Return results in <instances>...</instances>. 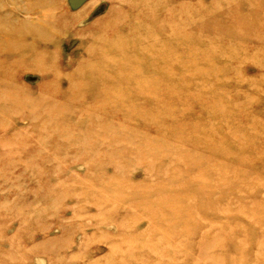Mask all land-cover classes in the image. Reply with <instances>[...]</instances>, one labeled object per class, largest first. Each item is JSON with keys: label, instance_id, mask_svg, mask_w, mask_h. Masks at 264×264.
I'll use <instances>...</instances> for the list:
<instances>
[{"label": "rangeland", "instance_id": "374dc122", "mask_svg": "<svg viewBox=\"0 0 264 264\" xmlns=\"http://www.w3.org/2000/svg\"><path fill=\"white\" fill-rule=\"evenodd\" d=\"M224 1L0 0L1 47L15 44L16 40L13 39L18 34L27 36L23 33V28L24 30L36 28L40 35L20 39L27 41L30 49L17 46L21 50L2 55L6 60L9 59V63L4 68L10 71L5 80L0 78V89L4 87L8 89L7 95L11 94L9 96L11 100L15 98V101H19L17 99L22 96V99L26 100L27 96L35 102L36 100L42 102L43 99V102L47 100L46 102L53 103L55 106L53 109L33 106L30 109L31 114L43 112L56 114L61 111L59 120H63L65 124L70 123L66 126L67 134L65 132L63 134H72L73 138L68 141L69 143H63L55 153L51 140L45 144L38 140L36 133L40 119L32 116L30 112L16 110L9 116L11 122L0 124V264H139L141 262L143 264H204V260L221 261L223 264H264V231H260L259 225L254 220V217L262 216L261 223H264V34H261V30L264 32V28H261V23L264 24V10L261 3L262 7H259V3L254 4L256 8L254 9L252 8L254 5H247L245 0ZM122 2L125 3L124 11L122 6H119ZM146 6L148 8L155 6L153 14L156 27L150 32L155 37L153 43L155 46L152 48L158 54L164 50L165 55L169 54L168 58L172 57L171 59L165 57V61L169 60V64L166 61L168 65L164 60L158 65L161 66V70L165 69V66L172 67V70L166 68L164 73L163 69V75L159 73L161 79L157 75L158 80L153 83L145 82L146 86L143 89L146 90L141 88L142 92L137 89L139 87L136 83L126 85L127 88L130 86V89L125 90L119 81H114L111 85V88H115L114 91L111 90L113 93L104 95L99 91L101 89L99 83L94 87L90 83L94 70L93 63L98 60L96 59V54L99 55L98 46L104 45L102 32L128 43L130 29H123L128 26L126 23L130 25L134 18H128L127 13L130 12L131 7L137 9ZM236 12L239 14L246 12L237 16L238 21L244 20L245 17L247 19L257 16L255 21L251 18L246 22L258 29V32L261 31L260 34L253 35L247 30H235L232 22L236 20L235 18L231 20V17H236L238 14ZM122 15L127 17L123 18ZM258 17L263 21L258 23L259 27ZM168 20L170 24L166 22ZM109 27H113V31L110 30L108 34ZM160 31L165 32L160 34ZM168 36L169 39L162 40ZM179 43H182V46ZM179 45L183 48L180 49ZM190 45L196 46L195 50L193 47L189 48ZM185 48L190 50V53L188 50L185 53ZM174 49L177 52L173 51ZM35 50L38 54L36 56ZM92 51L95 57L91 62L87 57ZM197 51L202 52L197 54ZM191 52L195 54L194 59L190 57ZM233 52L236 55L232 54ZM177 54L180 57H177ZM175 57L176 60H173ZM200 57L206 59L201 60ZM112 63L121 64V59L112 57ZM179 63L182 65L184 63L183 66L187 65L183 67ZM193 64L195 66H192ZM2 68L0 67V71ZM174 68L176 69L173 70ZM109 70L108 73L114 74L130 71L131 68H122L121 71L119 67H113ZM171 71L174 72V76ZM178 71L187 76L182 75L184 81ZM106 72L104 70L98 72L99 79L103 80ZM142 74L145 78L153 77H149L145 72ZM165 77L166 79L168 77L170 82L165 83ZM174 78L177 79L173 80ZM205 79L207 81H204ZM161 80L163 85L159 83ZM162 86L168 88L169 93L166 94L167 90ZM131 88L137 89L133 92L139 91L141 97L132 96ZM15 92L16 94L23 92V94L16 95L19 96L16 98ZM171 93L176 102L171 98ZM162 94L173 102L166 100L161 96ZM152 102L155 104L152 105ZM64 110L65 112H62ZM2 113L0 111V123L6 118L5 113ZM91 121L94 126L100 124L101 126L95 128V132L90 130L93 136H88ZM169 126L171 132L168 131ZM236 127L238 129H235ZM226 134L229 137H224ZM127 136L134 137L140 146L138 151L146 148L150 142L160 145L156 146V150L162 151L160 159L151 160V167L162 169V166L167 165L176 170L182 160L186 161L188 158L190 160V157L196 161L211 160L213 166L218 169L214 173V179L217 180L214 182L217 185L221 186L223 180L226 183L234 177L240 182L232 187L226 184L225 188L232 191L225 192V200L218 207L215 216L211 214L206 219H201L197 231L193 226L188 228L190 232L195 231V236L175 237L169 240V243H163L166 245L159 250L146 249L148 251L139 257V248L151 247L150 241L157 239H154L152 233L156 231L154 222L147 216L141 215L138 210H131L121 202L116 207L126 212L122 213L124 217L134 216L137 226L135 225L133 229H123L122 219L115 218L101 222L100 216H103L101 212L103 210L89 208L83 203L86 194L79 191L84 188L86 191L99 194L101 186L95 184L94 177L103 168L107 173L103 179L112 185L115 184L112 180L115 163H120L129 170L127 175L123 176V179L128 181V187L119 189L123 194L133 193L132 190H137L133 188L138 186L137 184L142 185V182L156 186L160 177L153 174L148 176L145 171L147 164L132 158ZM100 139L105 142L102 143ZM202 140L205 142L203 146ZM230 143L231 154L219 153L218 146L222 147ZM162 148L174 149L178 151L177 155L173 154L170 157L168 151L164 153ZM182 155H186V158ZM41 158H45L46 160H43L48 162ZM54 160L56 162H53ZM163 161L168 163L165 164ZM51 172L52 177L49 174ZM198 173L202 172H194V175L190 172L178 174L182 178H197ZM171 174H175L174 171L163 175L162 178L167 180L172 176ZM149 185L142 186L139 191H148ZM63 187L65 189L62 192ZM52 191L62 194L59 195L62 200L56 201L54 196H51ZM77 194L80 195L75 197ZM115 194L114 197L117 196ZM112 200L101 204L109 202L114 206ZM151 209L152 207L147 208L149 211ZM197 216L193 218L196 219ZM126 232L128 233L124 235ZM145 232L147 234L151 232V236H145ZM204 237L218 249L212 251L213 254L203 257L198 250L186 248L181 251L174 250L172 255L168 245L182 242L196 246L206 240ZM117 244H121L123 255L118 254ZM112 253H114L113 257Z\"/></svg>", "mask_w": 264, "mask_h": 264}, {"label": "bare ground", "instance_id": "6f19581e", "mask_svg": "<svg viewBox=\"0 0 264 264\" xmlns=\"http://www.w3.org/2000/svg\"><path fill=\"white\" fill-rule=\"evenodd\" d=\"M217 1V0H216ZM218 1H220V0H218ZM224 1V0H223ZM177 2V1H176ZM175 2V3H176ZM178 2H179V0H178ZM183 2V1H182ZM182 2H180V3H182ZM225 2V1H224ZM245 2L247 3V5H258V3H259V7L261 6V4H262V6H263V10H264V0H245ZM261 3V4H260ZM124 2H122V3H120L119 4V6H122V11H124ZM166 4V3H165ZM164 4V5H165ZM213 4V3H212ZM255 5L252 7V8H254V9H256L255 8ZM177 6V5H176ZM181 6V5H180ZM185 6V5H184ZM249 6V7H250ZM261 6V7H262ZM154 7L155 6H151V7H149L148 8V6H146V7H140V8H137V9H133V7H131V10H130V12H128L127 13V16H128V18H134L131 22H130V25L128 24V23H126L128 26L127 27H125L124 25V29L123 30H127V29H130V36H129V44L128 43H124L125 42V40H123L122 41V39L120 40V39H118V38H114V36H109V35H107L106 33H103L102 32V34L104 35L103 37H104V45H99L98 46V53H99V55H97L96 54V59H98V60H96L94 63H93V71H92V74H91V79H90V83H91V85L94 87L95 86V84H97V83H99L100 85L99 86H101V89L99 90L102 94H106V95H108V94H110V93H113V91L115 90V88L113 89V88H111V85H112V83L114 82V81H119L120 82V85H121V87H125L124 89L125 90H129L130 89V86L127 88L126 87V85H130V83H136V86L137 87H139V88H137L139 91H141V88L143 89V87L144 86H146V85H144L145 84V82L147 83V82H154L155 80H158V78H157V75H159V73H162V75H163V69L161 70L160 69V67H159V65H158V63L159 62H161L162 63V61L164 60L165 61V57L167 56V55H165V51L163 50V51H161L159 54L158 53H156L155 51H154V49L152 48V46H153V43H154V38L155 37H153L152 36V34H150V32H151V30L153 31V29L156 27L155 26V17H154V14H153V9H154ZM172 7V6H171ZM182 7V6H181ZM181 7H180V9H181ZM166 8H167V6H166ZM170 8V7H169ZM117 8H115V10H116ZM163 10L165 9V7L163 6V8H162ZM161 9V10H162ZM171 9V8H170ZM185 9V8H184ZM250 9V8H249ZM248 9V10H249ZM114 10V11H115ZM151 10H152V12H151ZM166 11V10H165ZM169 11V10H168ZM170 11H172V10H170ZM254 11V10H253ZM253 11H250V12H253ZM163 12V11H162ZM177 12V11H176ZM205 12H207V11H205ZM235 12V11H234ZM247 12V11H246ZM245 12V13H246ZM164 13V12H163ZM163 13H160V15H163ZM167 13V12H166ZM171 13V12H170ZM172 13H173V11H172ZM203 13H204V11H203ZM236 13H238V12H236ZM244 13V14H245ZM165 14V13H164ZM167 14H169V13H167ZM166 14V15H167ZM205 14V13H204ZM207 14L209 15V13L207 12ZM206 14V15H207ZM242 13L240 12V14L238 13L237 15H236V17H231L232 19L231 20H233V18H235V22L233 21H231L232 23H233V28L235 29V30H237V29H242V30H247V31H249V32H251V34H253V35H256L257 33H259V32H261V34L263 33L264 34V32H263V30H261V31H257L255 28H254V26H250V25H248L247 23L250 21L249 19H253V21H255L256 20V18H257V16H253V15H250V16H253V17H251V18H247L246 19V17H245V19L244 20H240V21H238V15H241ZM244 14H242V15H244ZM182 15V14H181ZM246 15H248L249 16V14H246ZM260 15H261V13H260ZM259 15V16H260ZM124 16L125 17H127L126 15H122V17L124 18ZM169 16V15H168ZM173 16V15H172ZM165 17V16H164ZM158 18L160 19V16H158ZM261 18H262V16H261ZM258 19H259V17H258ZM166 20V19H165ZM165 20H163V21H165ZM225 20H226V18H225ZM248 20V22H246ZM262 20L261 19H259L258 20V22H257V25H258V23L259 22H261ZM264 21V20H263ZM262 21V22H263ZM160 22V21H159ZM166 22H169V24H170V21L168 20V21H166ZM176 22H177V20H176ZM162 23V22H161ZM165 23V22H164ZM228 23V22H227ZM175 24V23H174ZM102 25V24H101ZM157 25V24H156ZM162 25H164V24H162ZM162 25H160V27L159 28H161V26ZM182 25H183V23H182ZM264 24H262L261 23V28L263 27L264 28V26H263ZM157 26H159V24L157 25ZM168 26V25H167ZM170 26V25H169ZM256 27V26H255ZM258 27H259V25H258ZM107 28V27H106ZM113 27H109V30H108V34H109V31L111 30V31H113V29H112ZM121 28V27H120ZM163 28V27H162ZM213 28V27H212ZM212 28H211V30H212ZM104 29V28H103ZM116 29V28H115ZM115 29H114V31H115ZM119 29V28H118ZM167 29H168V27H167ZM174 29H176V28H174ZM182 29V28H181ZM217 29V28H216ZM260 29V28H259ZM162 30V29H161ZM166 30V29H165ZM171 30V29H170ZM121 31V30H120ZM175 31V30H174ZM177 31H179L178 29H177ZM182 31V30H181ZM181 31H180V33H181ZM38 31L36 30V28H29V29H27V30H24V28H23V33L24 34H26L27 36H30V37H32V36H34V35H36V34H38L37 33ZM116 32H118V31H116ZM155 32V31H154ZM161 32V31H160ZM163 32H165V31H162L160 34H162ZM172 32V31H171ZM177 33H179V32H177ZM176 33V34H177ZM179 33V34H180ZM248 33V32H247ZM113 34V33H112ZM171 34V33H170ZM179 34H178V36H179ZM182 34V33H181ZM180 34V35H181ZM184 34V33H183ZM186 35H187V33H185ZM260 34V33H259ZM39 35V34H38ZM258 35V34H257ZM27 36H22V35H17L16 36V38L14 37V39L13 40H16V42H15V44H10V46L8 45V47H5V46H0V67H3L2 69H1V71H0V78L1 79H4L5 80V78H7L8 76V73H9V69H7V70H5V68H6V66L5 65H7L8 63H9V59H7L6 60V58H3L2 57V55L5 53V55H7L6 53H8V54H12V53H14V52H16L17 50L19 51V50H21L20 48L22 47V48H28V49H30L31 47H30V45L27 43V41H21V40H23L22 39V37L24 38V37H27ZM40 36V35H39ZM161 36V35H160ZM164 36H166L165 34H164ZM260 36V35H259ZM258 36V37H259ZM172 37H173V34H172ZM176 37V36H175ZM260 37H262V35L260 36ZM164 38V37H163ZM166 38H168L169 39V36L168 37H165L164 39H162V40H165ZM177 38V37H176ZM195 38V37H194ZM21 39V40H20ZM25 39V38H24ZM127 39V40H128ZM167 39V40H168ZM175 39V38H174ZM179 39V38H178ZM186 39H187V37H186ZM172 40V39H171ZM176 40V39H175ZM182 40V39H181ZM179 42H180V39L178 40ZM196 41V40H195ZM190 42V41H189ZM189 42H187V44L189 45ZM194 42V41H193ZM192 42V43H193ZM30 43V42H29ZM98 43H99V41H98ZM156 43V42H155ZM97 44V43H96ZM100 44V43H99ZM103 44V43H102ZM176 44V43H175ZM175 44H173V45H175ZM180 44V43H179ZM182 44V43H181ZM180 44V45H181ZM187 44H186V48H188V46H187ZM190 44H191V42H190ZM197 44V43H196ZM199 44V43H198ZM179 45V48L182 46H180ZM17 46H19V47H17ZM155 46V45H154ZM153 46V47H154ZM195 46V45H194ZM199 46V45H198ZM160 47V46H159ZM166 47H167V45H166ZM165 47V48H166ZM172 47V46H171ZM192 47H193V45H192ZM191 47V45H190V47L189 48H192ZM181 48H183V47H181ZM180 48V49H181ZM185 48V53H186V50H188V49H186ZM195 48H196V46L195 47H193V50H195ZM176 49V48H175ZM173 50V51H175V52H177L176 50ZM200 49V48H199ZM32 50V49H31ZM166 50V49H165ZM177 50H179V49H177ZM184 50V49H183ZM192 50V51H193ZM201 50V49H200ZM96 51V50H95ZM171 51V50H170ZM189 51V52H188ZM187 52L188 53H190V50H188ZM94 51H92L90 54H88V59L92 62V59H93V57H95L94 55H92V54H94L93 53ZM168 52H169V50L167 49V54H168ZM184 52V51H183ZM194 52V51H193ZM202 52V51H201ZM200 52V53H201ZM115 53V54H114ZM179 53H180V51H179ZM182 53V52H181ZM199 52L197 51V54H198ZM199 53V54H200ZM191 54L192 55H190V57L192 58L193 57V59H194V56L193 55H195L194 53H192L191 52ZM229 54H230V52H229ZM232 54H235V52H233ZM34 55L36 56V55H38L37 54V52H36V50L34 51ZM189 55V54H188ZM236 55V54H235ZM168 56H169V54H168ZM168 56L166 57L167 59H171V58H168ZM180 57V55L179 54H177V57ZM201 56H202V54H201ZM203 56H206L205 54H203ZM2 57V58H1ZM99 57H101L100 59H99ZM112 57H119V59H121V64H113L112 63ZM186 58V57H185ZM198 58V57H197ZM204 58L205 57H203V59H201V57H200V59L201 60H204ZM166 59V61L168 62L169 60H167ZM193 59H191V60H193ZM206 59V58H205ZM218 59H219V56H218ZM218 59H216V60H218ZM221 59V58H220ZM225 59V58H224ZM236 59V58H235ZM94 60V59H93ZM173 60H176V57H175V59H173ZM199 60V59H198ZM216 60H214V61H216ZM222 60V59H221ZM226 60V59H225ZM165 61V62H166ZM206 61V60H205ZM204 61V62H205ZM213 61V60H212ZM213 61V62H214ZM227 61V60H226ZM229 61V60H228ZM167 62H166V64H167ZM170 62H171V60H170ZM179 62V61H178ZM183 62V61H182ZM203 62V63H204ZM207 62H209L208 61V59H207ZM237 62V61H236ZM236 62H234V63H236ZM124 63V64H123ZM164 63V62H163ZM175 63V62H174ZM193 63H196V62H194L193 61ZM165 64V65H166ZM168 64H169V62H168ZM167 64V65H168ZM178 64V63H177ZM180 64V63H179ZM191 64V63H190ZM211 64H212V62H211ZM172 65H173V61H172ZM180 65H182V63L180 64ZM183 65H184V63H183ZM182 65V66H183ZM187 64H185V66H186ZM208 65V64H207ZM206 65V66H207ZM214 65V64H213ZM4 66H5V68H4ZM177 66V65H176ZM179 66V65H178ZM185 66H183V67H185ZM192 66H195L194 64L192 65ZM113 67H119L120 69H121V71H122V68L124 69H130L131 68V70L130 71H127V72H124V73H118V72H115L114 74L113 73H108L110 70H109V68L110 69H112ZM211 67V66H210ZM166 68H168V66L166 67L165 66V69ZM170 68V69H169ZM168 69L169 70H172L171 68L172 67H169ZM176 68H178V67H176ZM176 68H174L173 70H175ZM193 68V67H192ZM164 69V73H165V70ZM179 69V68H178ZM107 71L106 73V76H105V78L102 80V79H99V77H98V75H97V73L98 72H100V71ZM168 70V71H169ZM180 71V70H179ZM178 71V72H179ZM14 72V71H13ZM86 72H88V71H86ZM120 72V71H119ZM143 72H145V73H147V75L150 77V76H153L152 78L150 77V78H145V76L142 74ZM12 73V72H11ZM158 73V74H157ZM167 74H169V75H172L173 73H172V71H171V73L172 74H170V73H168V72H166ZM177 72H175V74H176ZM181 73V79H183L182 78V75H184V76H186L185 74H182V72H179V74ZM200 73H202V72H200ZM199 73V74H200ZM87 74V73H86ZM156 75V77H154ZM162 75H161V77H162ZM166 74H164V76H165ZM168 75V76H169ZM213 75V74H212ZM12 76V75H11ZM167 76V75H166ZM173 76H174V74H173ZM176 76V75H175ZM179 76V75H178ZM79 77H81L80 75H79ZM159 78H160V75L158 76ZM170 77V76H169ZM187 77V76H186ZM207 77V76H206ZM155 78H157V79H155ZM164 78V77H163ZM162 78V79H163ZM171 78V77H170ZM201 78V77H200ZM203 78H205V76L203 77ZM86 79V78H85ZM145 79H148L147 81H145ZM161 79V78H160ZM165 79H166V77H165ZM164 79V80H165ZM167 79H168V77H167ZM165 80V83H167L168 81H169V79L168 80ZM175 79H177V78H174L173 80H175ZM89 79H87V81H88ZM172 80V81H173ZM213 80H214V77H213ZM216 80V79H215ZM220 80V79H219ZM167 81V82H166ZM177 81V80H176ZM175 81V82H176ZM180 81V80H179ZM182 81V80H181ZM183 81H184V79H183ZM185 81H186V79H185ZM204 81H207L206 79L204 80ZM3 82H5V81H3ZM2 82V83H3ZM170 82V81H169ZM210 82V81H209ZM211 82H212V78H211ZM217 83H218V81H216ZM215 82V83H216ZM240 82V81H239ZM116 83V82H115ZM159 83H162L161 85H163V80H161V82H159ZM164 83V84H165ZM222 83V82H221ZM4 84H6V82L4 83ZM117 84V83H116ZM115 84V85H116ZM190 84V83H189ZM189 84H187V86L189 85ZM158 85V84H157ZM166 85V84H165ZM182 85V84H181ZM218 85L220 86V88L222 89V87H221V85L218 83ZM117 86V85H116ZM215 86V85H214ZM43 87V86H42ZM133 87V86H132ZM161 87V86H160ZM163 87V86H162ZM169 87V86H168ZM216 88H217V86H215ZM116 88H118V86L116 87ZM122 88V89H123ZM127 88V89H126ZM148 88V87H147ZM183 88H185V87H183ZM73 88H71V90H72ZM113 89V91H111ZM119 89V88H118ZM118 89H116V90H118ZM123 89V90H124ZM136 89V90H137ZM145 90H146V88H144ZM143 89V90H144ZM162 89V88H161ZM163 89L164 90H167V89H165V86L163 87ZM21 90V89H20ZM46 90V89H45ZM97 90V89H96ZM136 90H133L132 88H131V92H132V96H135V98H138V97H141L140 95V93H139V91H137V92H133V91H136ZM142 90V91H143ZM153 91L155 90V89H152ZM13 91H15V90H13ZM12 91V93H14ZM76 91V90H75ZM98 91V90H97ZM141 91V92H142ZM91 92V91H90ZM94 92H96L95 90H94ZM156 92V91H155ZM161 92H162V90H161ZM164 92V91H163ZM214 92V91H213ZM7 93H9V90L8 89H6L5 87L4 88H1L0 89V111L1 112H3V113H5V115H6V118L5 119H2L1 120V123L0 124H7V123H9V122H11L10 120H9V116L12 114V113H14V111H28V112H30V114H31V111H30V109H32L33 108V106L35 107V106H37V107H41V108H52L53 109V107H55L54 106V104L53 103H51V102H43V99H41L42 100V102L40 103L38 100H36V102L33 100H30V98L29 97H27L26 96V100H23L22 98H23V96H22V94H23V92H22V94H16V92H15V97L16 98H18L16 95H20V96H22L20 99L22 100H20L19 98L17 99V100H19V101H15L16 99L14 98H12L13 100H11L10 98H9V96H11V94L8 96L7 95ZM17 93H19L18 91H17ZM75 93H77V92H75ZM98 93V92H97ZM96 93V94H97ZM149 93V92H148ZM151 93V92H150ZM153 93V92H152ZM167 93H169L168 92V90L166 91V94ZM175 93V92H174ZM93 94V93H92ZM146 94H147V92H146ZM160 94V93H159ZM172 94V93H171ZM170 94V95H171ZM176 94V93H175ZM211 94V93H210ZM13 95V97H14V94H12ZM81 95V94H80ZM177 95V94H176ZM152 96V95H151ZM160 96V95H159ZM161 96H164V94H162ZM161 96H160V98H161ZM173 94H172V97L171 98H173ZM149 97H150V95H149ZM153 97V96H152ZM146 98H148V97H146ZM145 98V99H146ZM164 98H165V96H164ZM175 98H177V96L175 97ZM78 99V98H77ZM151 99V98H150ZM163 99V98H162ZM166 100L168 99V98H165ZM181 99V98H180ZM39 100H40V98H39ZM164 100V99H163ZM168 100H171L172 101V99H168ZM173 100H174V98H173ZM177 101H178V99H176ZM153 101V100H152ZM165 101V100H164ZM175 101V100H174ZM17 102H19L18 104H16ZM76 103H77V101H75ZM173 102V101H172ZM176 102V101H175ZM174 102V103H175ZM82 103H84L83 101H82ZM36 104V105H35ZM75 104V103H74ZM90 104V103H89ZM93 104V103H92ZM153 104H155L154 102H152V105ZM171 104V103H170ZM102 105V104H101ZM106 105V104H105ZM104 105V106H105ZM97 106V105H96ZM103 106V107H104ZM155 107V106H154ZM155 109V108H154ZM153 109V110H154ZM163 109V108H162ZM58 110V109H57ZM143 111V110H142ZM159 111H161V110H159ZM163 111V110H162ZM62 112H65V110L64 111H62ZM2 113V114H3ZM16 113V112H15ZM59 113H61V111L60 112H57L56 114L53 112V113H45V112H43V113H37V114H31L32 116H36L38 119H40V123H39V125L40 126H38L37 127V129H38V133H36L37 134V137H38V140L39 141H41L42 143H48L50 140H51V142H52V146H53V151L56 153L57 151H59L58 149L60 148V146H62V144L63 143H66V142H68V141H70L71 139H73L72 138V134H68V135H65V134H67L66 133V131H67V129H66V126L68 125V124H70V123H67V124H65L66 122H64L63 120H59ZM154 113V112H153ZM210 113V112H209ZM116 114V113H115ZM152 114V113H151ZM212 114V113H211ZM217 115V114H216ZM215 116V115H214ZM247 116V115H246ZM250 116V115H249ZM217 117V116H216ZM219 117V116H218ZM217 117V118H218ZM251 117V116H250ZM250 117H248L249 118V122H251L250 121ZM3 118V117H2ZM203 118V117H202ZM242 118H243V116H242ZM247 118V119H248ZM168 119V118H167ZM167 119L165 120V122L167 121ZM239 119H241L240 117H239ZM150 120V119H149ZM157 120H158V118H157ZM171 120V119H170ZM173 120H175V119H173ZM179 120H181V119H179ZM220 120H222V119H220ZM201 121H203V120H201ZM238 121V120H237ZM241 121V120H240ZM151 122V121H150ZM149 122V123H150ZM171 122V121H170ZM231 122V121H230ZM239 123H241V122H239ZM243 123V122H242ZM89 124V123H88ZM152 124H153V122H152ZM179 124V123H178ZM177 124V125H178ZM221 124H222V122H221ZM238 124V123H237ZM236 124V125H237ZM150 125V124H149ZM153 125H155V124H153ZM166 125V124H165ZM167 125H169V124H167ZM223 125V124H222ZM2 126V125H1ZM89 126H90V128H89V130H88V136H93V135H91V131L93 130V132H95V128H98V127H100L101 126V124L100 125H98V126H94V123L91 121V123L89 124ZM233 126V125H232ZM154 127V126H153ZM220 127V126H219ZM224 127H226L225 125H224ZM234 127V126H233ZM232 127V128H233ZM156 128H158L157 126H156ZM165 128V127H164ZM169 128H170V126H169ZM159 129V128H158ZM157 129V130H158ZM167 129H168V126H167ZM195 129V128H194ZM235 129H238V127H236ZM4 130V129H3ZM91 130V131H90ZM171 128H170V130H168V131H170L171 132ZM218 130V129H217ZM192 131V130H191ZM194 131V130H193ZM221 131V130H220ZM243 131V130H242ZM65 132V134H63ZM157 132H159V131H157ZM162 132V131H161ZM86 133V134H87ZM162 133H164V130H163V132ZM202 133V132H201ZM205 133H206V131H205ZM211 133L213 134V131H211ZM210 133V135H212ZM256 133V132H255ZM94 134V133H93ZM206 134H208V133H206ZM218 134H219V131H218ZM218 134H216V136L218 137ZM222 134V133H221ZM220 134V135H221ZM103 135V134H102ZM205 135V134H204ZM214 135V134H213ZM228 134H226V135H224V137L226 136V137H229V136H227ZM237 135H239V134H237ZM236 137H239V136H236ZM186 138V137H185ZM215 138V137H214ZM248 138V137H247ZM37 139V138H36ZM124 139H125V137H124ZM123 139V140H124ZM127 139H128V142H130V149H129V151L131 152V154H132V158L133 159H136V161L138 162V161H141V162H144L145 164H147V167H145L146 169H145V171L148 173V176L150 175V174H153V175H157L158 177H160L159 178V182L156 184V186H150L149 185V183L148 182H142V185L140 184H137L138 186H135L133 189H137V190H132L133 191V193H122L119 189H121V188H124L125 189V187H128V181L127 180H125V179H123V176L124 175H127L126 173H128L129 172V170H126L124 167H123V165L122 164H120V163H115L113 166H115V169H114V176H113V181L115 182V184H113L112 185V183H110V182H107L105 179H103V177H106L107 176V173H106V171H105V169L103 168V170H100L99 171V173H97L96 174V176L94 177L95 178V180H94V182H95V184H97V185H99V186H101V188H99L100 190H101V192L99 193V194H95V193H92L90 190H87L86 191V189H84V188H82V189H79V191L82 193V192H84V194H86V198H85V200H84V202L83 203H85L86 205H88L89 206V208H95V209H101V210H103V211H101L102 212V214H103V216L101 215L100 217H101V222H106L108 219H112L113 220V218H115V219H122V227H123V229H133V227H135V225L137 224L135 221H134V219H135V217L134 216H132V217H129V216H126L125 215V217H124V215L122 214V213H126L125 211H122L123 209H118V207H116L117 206V204L119 203L120 204V202L121 203H125L128 207H130L131 208V210H133V209H136V210H138L140 213H141V215H144V216H147L148 218H150L153 222H154V224H155V226H156V231L155 232H152L153 233V237H154V239L155 238H157V239H155V240H151L150 241V243L152 244L151 245V247L150 246H147V247H144V246H141L140 248H139V250H138V255H139V257L140 256H142L143 255V253L145 252V251H148L149 249H153V250H159V248L160 247H163L164 245H166V244H163V243H169V240H171V239H174L175 237H178V236H183V237H188V236H190V238H191V236L193 235V236H195L196 234H195V231L193 230V231H189V227L190 226H193V227H195L196 228V231L198 230V228L200 227V225H201V222H200V220L201 219H206V217H208V215H211V214H213L214 216H215V213H217V210H218V207L221 205V203H223V201L225 200V192L227 193V192H229V191H232L231 189H227V188H225V186H226V184L227 185H229V186H233L234 184H236L237 182H240V181H238L237 180V177H234L232 180H230V181H227L226 183H224V180H223V184L220 186V184L219 185H217L215 182H214V173L216 172V171H218V169H216L214 166H213V163H212V161L211 160H203V161H201V160H199V161H196V159H194L193 157H190V160H189V158L188 159H186V161H184V160H182L183 162L181 163V164H179L177 167H176V170H173L172 168H171V166H170V168H169V166H162V169H160V168H154V166H152L151 167V160L152 161H155V159H160V155L162 154L161 152L162 151H158V150H156V146H160L158 143H155V142H150L149 143V145L146 147V148H144L143 150H141V151H138V149H139V145L136 143V141H135V139H134V137H130V136H127ZM186 139H188V138H186ZM216 139V138H215ZM227 139V138H226ZM240 140V139H239ZM100 141H102V143L103 142H105V141H103V140H101L100 139ZM124 141H126V140H124ZM188 141H190V140H188ZM203 141V140H202ZM234 141H236V140H234ZM196 142V141H195ZM199 142V141H198ZM257 142V141H256ZM38 143V142H37ZM69 143V142H68ZM110 143V142H109ZM205 142L203 141V143H202V146H203V144H204ZM224 143H226V142H224ZM229 143V142H228ZM251 143V142H250ZM249 143V144H250ZM22 144H24V143H22ZM99 145L101 144V142H99L98 143ZM206 144H207V146L209 145L208 144V142H206ZM72 145V144H71ZM104 145V144H103ZM195 145V144H194ZM199 145H201V144H199ZM198 145V146H199ZM212 145H213V142H212ZM219 145V144H218ZM231 145V143L229 144V145H225V146H223L222 145V147L220 146H218V150H219V153L221 152V153H225V154H231V152H230V147H232V145ZM242 145V144H241ZM259 145V144H258ZM45 146V145H44ZM95 146V145H94ZM215 147H216V145H214ZM243 146V145H242ZM261 146V145H260ZM260 146H259V148H260ZM50 147V146H49ZM164 147V146H163ZM210 147V146H209ZM208 147V148H209ZM215 147H212V148H215ZM250 147H251V145H250ZM256 147V146H255ZM43 148V147H42ZM203 148V147H202ZM206 148V147H205ZM204 148V149H205ZM247 148V147H246ZM37 149V148H36ZM44 149V148H43ZM254 149V148H253ZM256 149V148H255ZM39 150V149H38ZM162 150H164V153H165V151H168L167 153H169L168 155L171 157V155H173V154H175V155H177L176 154V152H178V151H175L174 149H170V148H162ZM206 150H207V148H206ZM212 149H210V151H211ZM247 150H248V148H247ZM259 151V150H258ZM53 152H51V154H52ZM46 154V153H45ZM180 155H181V153H179ZM213 154H215V153H213ZM217 155V154H216ZM29 156V155H28ZM27 155H26V157H28ZM54 156V155H53ZM88 156V155H87ZM93 157H94V155H92ZM182 156H184L185 158H186V155H182ZM51 156H49V158H50ZM55 157V156H54ZM54 157H51V158H53V159H55ZM159 157V158H158ZM48 158V159H49ZM60 158H62V157H60ZM59 158V159H60ZM237 158H240V157H237ZM42 160L43 159H45V158H41ZM63 159V158H62ZM46 160V159H45ZM45 160H43V161H45ZM50 160V159H49ZM57 161H58V159H56ZM187 160H189V162L187 163ZM42 161V162H43ZM60 161V160H59ZM58 161V162H59ZM150 161V162H149ZM45 162H48V161H45ZM51 162V161H50ZM53 162H56L55 160L53 161ZM165 164L166 163H168L167 161H163ZM216 165V164H215ZM171 171H174V173L175 174H171L172 176H169L168 178H167V180L166 179H164V178H162V176L163 175H166L167 173H171ZM197 171H200V172H202V173H198V175H197V178H191V177H188V178H185V177H181V176H179V174L178 173H180V172H184V173H187V172H190L192 175H194V172H197ZM220 171V170H219ZM53 172V171H52ZM49 173L50 174V176L52 177L53 176V173ZM52 174V175H51ZM104 175V176H103ZM106 175V176H105ZM209 178V179H208ZM193 179V180H192ZM220 179V178H219ZM234 179H236V180H234ZM215 181H217V180H215ZM230 183H232L231 185H230ZM146 185H149V188L148 187H146V188H148V191H146V190H144L143 192L142 191H139V189L140 188H142V186H146ZM236 186H239V185H236ZM92 187V186H91ZM79 188H81V187H79ZM65 188L63 187L62 188V192H63V190H64ZM165 189V191H163ZM95 190H97V189H95ZM54 191H55V189H54ZM54 191H52L51 193V196H54V198L56 199V201H60V200H62V194H58V193H55ZM114 193H116L115 195H117L116 197H114L113 195H114ZM65 194V193H64ZM66 194H68V193H66ZM59 195H61V196H59ZM72 195H74V194H72ZM80 194H77V195H75V197L76 196H79ZM119 196V197H118ZM111 198H113V200L111 199ZM116 198V199H115ZM110 200H112L113 201V203H115L114 204V206H111L110 204H109V202H107V204H101L102 202L103 203H105V201H110ZM55 201V202H56ZM179 205H180V207H179ZM119 207H121V206H119ZM148 207H152V209H151V211H149V210H147V208ZM106 210H105V209ZM118 209V210H117ZM105 210V211H104ZM127 211V210H126ZM115 215V216H114ZM198 215V216H197ZM193 216H197V218L196 219H194L193 218ZM124 217V218H123ZM146 219V218H145ZM254 220H256V222L255 223H257L258 225H259V227H260V231H264V223H261V221L263 220V217L262 216H260V217H254ZM101 222H100V224L99 225H101ZM139 224V223H138ZM137 226V225H136ZM153 226V225H152ZM124 232V231H123ZM187 232V233H186ZM128 232H126V233H124V235H126ZM146 234H144L145 236H147V237H149V236H151V232L149 233V234H147V232H145ZM195 234V235H194ZM205 238V237H204ZM232 238V237H231ZM168 239V241H166ZM206 239V240H205ZM205 239H202V240H205L204 242H201V243H199V244H197L196 246H194V245H192V244H189V245H187V244H183L182 242L180 243H175V245L174 244H172V243H170V244H168V245H170L169 247H170V251H172V255H173V251L174 250H176V251H181V249H191V250H193V251H195V250H198L199 252V254L203 257L204 255H207V254H213V252L212 251H214V250H216V249H218L217 248V246L216 245H213L212 243H210L209 241H208V239L207 238H205ZM173 242V241H172ZM174 243V242H173ZM117 248H115L114 249V251H116V249L118 250V254H121V255H123V248H122V246H121V244H117V246H116ZM150 247V248H149ZM237 249L239 248V247H236ZM146 249H148V250H146ZM234 250V249H233ZM219 251H221L220 249H219ZM120 252V253H119ZM113 254L114 253H112V257H113ZM209 261V260H208ZM141 262V261H140ZM171 262V261H170ZM172 263V262H171ZM2 264H4V263H2ZM139 264H143L142 262L141 263H139ZM204 264H223V263H221V261H212V260H210L209 262H206L205 260H204Z\"/></svg>", "mask_w": 264, "mask_h": 264}]
</instances>
